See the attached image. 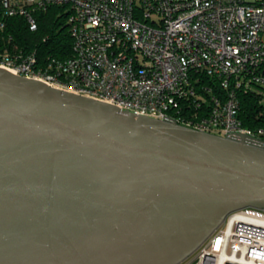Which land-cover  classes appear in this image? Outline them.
<instances>
[{"label": "water", "instance_id": "95a60500", "mask_svg": "<svg viewBox=\"0 0 264 264\" xmlns=\"http://www.w3.org/2000/svg\"><path fill=\"white\" fill-rule=\"evenodd\" d=\"M243 207L264 145L0 67V264H178Z\"/></svg>", "mask_w": 264, "mask_h": 264}, {"label": "built area", "instance_id": "2783aa9c", "mask_svg": "<svg viewBox=\"0 0 264 264\" xmlns=\"http://www.w3.org/2000/svg\"><path fill=\"white\" fill-rule=\"evenodd\" d=\"M0 4L8 15H24L30 29L34 10L66 5L72 40L64 58L37 56L16 42L0 46L1 68L120 110L264 145V0ZM179 264H264V210L229 212Z\"/></svg>", "mask_w": 264, "mask_h": 264}, {"label": "trees", "instance_id": "16d2710c", "mask_svg": "<svg viewBox=\"0 0 264 264\" xmlns=\"http://www.w3.org/2000/svg\"><path fill=\"white\" fill-rule=\"evenodd\" d=\"M66 5H47L33 11L36 27L30 29L26 17L20 14L8 15L0 4V46L16 42L19 48L34 51L37 56L64 58L71 53V35ZM255 109L250 110L253 114ZM247 123L258 124L259 119H247Z\"/></svg>", "mask_w": 264, "mask_h": 264}, {"label": "rangeland", "instance_id": "374dc122", "mask_svg": "<svg viewBox=\"0 0 264 264\" xmlns=\"http://www.w3.org/2000/svg\"><path fill=\"white\" fill-rule=\"evenodd\" d=\"M179 263H180V262H179ZM179 263H178V264H179Z\"/></svg>", "mask_w": 264, "mask_h": 264}]
</instances>
